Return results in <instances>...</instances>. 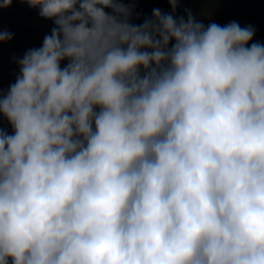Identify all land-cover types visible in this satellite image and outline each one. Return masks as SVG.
<instances>
[{"label":"clouds","instance_id":"clouds-1","mask_svg":"<svg viewBox=\"0 0 264 264\" xmlns=\"http://www.w3.org/2000/svg\"><path fill=\"white\" fill-rule=\"evenodd\" d=\"M23 2L54 27L0 94V264H264L255 29Z\"/></svg>","mask_w":264,"mask_h":264},{"label":"rangeland","instance_id":"rangeland-1","mask_svg":"<svg viewBox=\"0 0 264 264\" xmlns=\"http://www.w3.org/2000/svg\"><path fill=\"white\" fill-rule=\"evenodd\" d=\"M146 1L123 0L124 3L134 2L136 13H140ZM159 9L163 13L173 14L168 0ZM106 11L111 12V9ZM187 12H191L205 27L213 22L224 26L233 21L242 28L250 25L255 29L250 44H264V0H178L173 15L187 19ZM136 21L134 16L132 22ZM53 27L52 20L42 18L38 9L29 7L23 0H13L10 7L0 9V31L10 32L13 37L9 42L0 43V94H7L9 85L15 83L19 75L16 61L28 50L41 47L45 35L50 34ZM66 63L62 62V66ZM0 129L9 135L14 134L13 128L2 115Z\"/></svg>","mask_w":264,"mask_h":264},{"label":"trees","instance_id":"trees-1","mask_svg":"<svg viewBox=\"0 0 264 264\" xmlns=\"http://www.w3.org/2000/svg\"><path fill=\"white\" fill-rule=\"evenodd\" d=\"M164 2L165 0H147L140 11V16L137 19L136 24L143 23L145 17L151 18L153 9H159Z\"/></svg>","mask_w":264,"mask_h":264}]
</instances>
